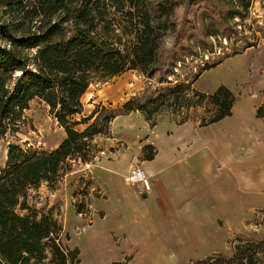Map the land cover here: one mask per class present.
<instances>
[{
  "label": "rangeland",
  "instance_id": "obj_1",
  "mask_svg": "<svg viewBox=\"0 0 264 264\" xmlns=\"http://www.w3.org/2000/svg\"><path fill=\"white\" fill-rule=\"evenodd\" d=\"M235 1L244 18H228L225 28L223 24H214L211 15L218 8L225 13L229 8L237 10L231 6V0H179L174 19L185 29V37L175 44V35L169 33L162 46L171 53L185 46L188 38L191 41L190 50L178 56L173 66L175 74L169 77L173 82L190 79L205 63L222 59L220 64L204 71L194 87L213 92L221 84L228 85L237 96V105L242 103V107L251 109L256 100L261 103L264 100V0H250L247 11L241 8L243 0ZM210 29L218 31L217 34L211 35ZM248 45L251 47L246 48ZM235 50L242 52L232 55ZM168 86V83L148 79L138 70L95 81L83 95V113L75 119L91 115L96 108L107 114L120 113L119 109L132 96L151 95ZM251 98L256 100L251 103ZM201 110H191L190 122L195 127L199 125ZM23 115L12 129L0 134V169L6 164L11 144L47 151L66 136L64 128L50 113V107L38 98L30 102ZM94 120L95 117L78 125L77 129L83 131ZM156 121L155 128L139 111L117 114L109 124L108 134L94 136L92 161H69L55 182L44 181L38 188L29 189L28 205L39 216L51 215L62 225L61 245L79 248L80 262L73 264H199L214 255L230 256L240 239H264V204L258 201L259 193L245 183L227 182L223 178L226 172H231L230 164L236 174L249 166L250 147L243 145L236 149L232 162L220 160L223 152L215 142L222 126L196 128L193 147L200 154L217 158L213 177L205 185L212 199L225 195L224 203L214 200L218 203L208 209L187 212L185 206L174 209L158 199L141 198L138 203L130 200L131 193L138 192L142 185L128 182L129 172L143 167L142 162L149 155L153 153L155 157L158 153L157 145L148 141L149 133L155 128L154 138L155 134L167 130V121L176 123L167 111L158 115ZM186 132L183 130L182 135H187ZM150 145L153 149L148 148ZM188 149L180 145L179 156L192 152ZM173 160L170 166L175 163ZM171 169L166 174H170ZM149 180L152 187L158 183L154 177ZM198 185H201L200 180ZM79 206L81 213L77 212ZM17 212L24 215L28 210L18 207Z\"/></svg>",
  "mask_w": 264,
  "mask_h": 264
},
{
  "label": "trees",
  "instance_id": "obj_2",
  "mask_svg": "<svg viewBox=\"0 0 264 264\" xmlns=\"http://www.w3.org/2000/svg\"><path fill=\"white\" fill-rule=\"evenodd\" d=\"M231 2L237 10L229 8L225 13L218 8L211 15L214 24L227 28L228 18H244L239 4ZM178 4L179 0H0V134L12 129L36 98L50 107L66 133L47 151L9 146L0 169V264L80 262L79 248L61 245L62 225L51 215L39 216L28 205V191L44 181L55 182L69 161H92L94 136L108 134L117 114L139 111L153 127L165 111L177 124H184L193 118L191 110L202 109L200 127L232 115L237 96L228 86L221 84L213 92L194 87L202 73L222 59L205 63L190 79H169L175 74L177 57L191 48L190 38L171 53L162 46L169 33L175 35V44L185 37V29L174 19ZM249 7L250 0L241 2L242 10ZM204 28L208 29L205 24ZM210 30L211 35L218 32ZM128 70L169 86L151 95L132 96L120 113L96 108L91 115L75 119L84 110L82 98L92 83ZM256 114L264 118V101ZM94 117L83 131L77 129ZM153 158L152 153L146 160ZM18 207L28 213L21 215ZM77 212H82L80 206ZM199 264H264V239H240L230 256L214 255Z\"/></svg>",
  "mask_w": 264,
  "mask_h": 264
},
{
  "label": "crops",
  "instance_id": "obj_3",
  "mask_svg": "<svg viewBox=\"0 0 264 264\" xmlns=\"http://www.w3.org/2000/svg\"><path fill=\"white\" fill-rule=\"evenodd\" d=\"M253 99L251 98L249 101L252 103ZM249 101L245 102L249 103ZM241 104L237 105L235 102L232 115L208 126H222L216 136L217 142H215L219 143L217 146H220L223 152L220 160L232 162L236 149L243 145L250 147L249 154L252 161L249 166L241 168V172L236 174L235 168L230 164L229 171L231 172H226L223 178H226L227 182L245 183L247 187L259 193L258 201L264 204V118L258 117L256 114L257 108L262 103L260 100H256L251 109L242 107ZM166 127L165 132L155 134L154 138L152 133L156 130L155 128L150 129L148 141L157 145L158 153L152 160L142 162V168L146 170L148 177L156 178L158 183L153 187L151 185L149 191H146L142 186L138 192L134 190L130 200L138 203L141 198H150L152 201L158 199L172 208L185 206L187 212L192 209H208L218 202L219 204L224 203L227 200L225 195L220 197L221 199L218 197L212 199L211 191L205 185V182L208 183L213 177L214 161L217 158L200 154L193 147L196 138L194 134H196V128L198 129L200 126L195 127L194 123L190 121L178 125L167 121ZM183 130L188 131L187 135H182ZM180 145H185L189 148L188 150L192 149V152L180 157L178 152ZM172 160L175 163L170 166L169 162ZM180 162H184V164L180 165ZM177 165L180 166L177 167ZM97 167H101V165ZM172 167L174 169H171ZM169 169H171L170 174H166ZM216 176L218 177L217 174ZM182 178L185 180L178 182V179ZM187 179L190 181L188 182ZM199 180L201 185H198ZM143 194L147 196L143 197ZM214 200L218 202H214Z\"/></svg>",
  "mask_w": 264,
  "mask_h": 264
},
{
  "label": "built area",
  "instance_id": "obj_4",
  "mask_svg": "<svg viewBox=\"0 0 264 264\" xmlns=\"http://www.w3.org/2000/svg\"><path fill=\"white\" fill-rule=\"evenodd\" d=\"M127 181L130 183H140L146 191L151 189L149 177L146 170L142 167L132 169L128 174Z\"/></svg>",
  "mask_w": 264,
  "mask_h": 264
},
{
  "label": "water",
  "instance_id": "obj_5",
  "mask_svg": "<svg viewBox=\"0 0 264 264\" xmlns=\"http://www.w3.org/2000/svg\"><path fill=\"white\" fill-rule=\"evenodd\" d=\"M147 195L146 194H143V197H146Z\"/></svg>",
  "mask_w": 264,
  "mask_h": 264
}]
</instances>
